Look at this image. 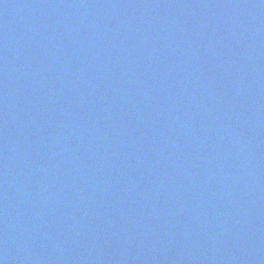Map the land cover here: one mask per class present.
I'll return each mask as SVG.
<instances>
[{
  "label": "water",
  "instance_id": "obj_1",
  "mask_svg": "<svg viewBox=\"0 0 264 264\" xmlns=\"http://www.w3.org/2000/svg\"><path fill=\"white\" fill-rule=\"evenodd\" d=\"M0 264H264V0H0Z\"/></svg>",
  "mask_w": 264,
  "mask_h": 264
}]
</instances>
